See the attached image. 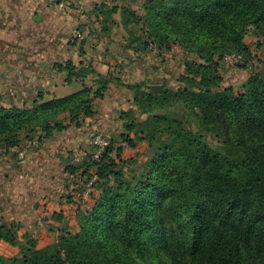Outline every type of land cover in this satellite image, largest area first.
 Wrapping results in <instances>:
<instances>
[{
	"label": "trees",
	"instance_id": "1",
	"mask_svg": "<svg viewBox=\"0 0 264 264\" xmlns=\"http://www.w3.org/2000/svg\"><path fill=\"white\" fill-rule=\"evenodd\" d=\"M141 1L139 12L103 0L89 33L109 39L120 26L134 55L177 45L196 57L185 61L179 87L154 91L66 60L55 64L65 82L93 77L90 86L48 101L39 95L29 107L6 106L0 95V154L70 124L82 127L111 83L132 95L119 114V143L147 145L145 160L129 161L127 170L122 148L110 140L82 163V176L93 169L96 181L90 208L76 207L75 233L63 228L37 247L19 224L0 223V243L18 250L0 253V264H264V74L250 75L235 92L220 88L216 69L226 54L250 58L248 32L264 45V0Z\"/></svg>",
	"mask_w": 264,
	"mask_h": 264
},
{
	"label": "crops",
	"instance_id": "2",
	"mask_svg": "<svg viewBox=\"0 0 264 264\" xmlns=\"http://www.w3.org/2000/svg\"><path fill=\"white\" fill-rule=\"evenodd\" d=\"M102 1L62 0L61 8L48 7L41 0H0V95L7 100L15 97V101L21 95L27 100L29 97L30 106L39 95L48 101L90 86L93 77L65 82V73L58 72L55 64L66 60L75 65L90 64L102 75L117 76L113 58L108 56L109 50L103 43L107 39L99 32L97 37L89 33V28H98L92 11ZM110 1L121 6L116 0ZM75 34L78 38L75 44H70L68 40L75 38ZM124 90L126 87L111 83L99 102H118L119 107L123 105ZM96 103L97 100L95 115L84 119L82 127L70 124L41 143L37 137L33 138L24 158H19L17 152L28 142L0 154V223L19 224L20 231L29 232L37 240V247L54 242L63 228L72 233L78 230L77 201L68 192V185L79 177L77 149L89 146L99 154L92 143L97 136L94 132L100 129L96 125ZM85 154L81 152L79 157ZM68 166L75 168L74 174L67 172ZM85 199L90 202V197ZM0 247L10 252L4 256L18 252L5 243H0Z\"/></svg>",
	"mask_w": 264,
	"mask_h": 264
},
{
	"label": "rangeland",
	"instance_id": "3",
	"mask_svg": "<svg viewBox=\"0 0 264 264\" xmlns=\"http://www.w3.org/2000/svg\"><path fill=\"white\" fill-rule=\"evenodd\" d=\"M116 1L121 3L120 5L125 4L131 6L140 12V4L142 2L141 0ZM107 3L109 5H112L110 0H107ZM115 16L118 17V14H116ZM89 31H91L90 28ZM126 36L127 34L122 29V27L117 26L115 29H113L110 38L105 40L103 43L109 50L108 56L113 58L112 66L117 68V76H119V78H121L123 82L127 84L139 83L143 81L150 87L156 86L159 88L161 85L179 87L180 83L178 81V78L181 73H183L185 61L187 59H196L195 56L183 52V50L177 45H173L172 49L166 52L162 51L158 53V51H156V49L153 47L149 48L145 52L134 55L131 51L124 49ZM77 38L78 34H75V38H70L68 41L70 44H74ZM244 42L249 48L250 58L245 59V57L243 58L241 55L226 54L221 59H218L216 69L217 74L221 77V82L219 83L220 88L232 87L235 92H239L240 86L250 75L255 73L264 74V45L260 44L259 38L254 36L252 32L247 33L244 38ZM130 56L139 57H137L138 60L134 58L135 61L129 62L127 59ZM114 89L119 91V88L117 87H114ZM24 97L25 96L21 95V98H18V100L16 101L14 100L16 98L13 97L10 99L13 100L12 103L6 98L3 99V102L6 106H13L15 104V106L19 107H29V97L28 100ZM122 99L123 105L120 104L119 107L117 106L118 102L117 104H115L114 102L112 104V101H105L104 103H102L97 100L96 109L98 112L96 113V125L100 126V129L98 128L94 133H97V135L103 138V140L105 141V145H107L108 141L110 140L113 141L112 144H114V147L120 146L122 148L121 158L125 163H127L124 165V169L127 170L128 166L130 165L129 161L135 158L140 161L145 160L147 145L146 143L141 142L138 144L137 149L132 150L129 149L124 143H119L118 136L119 133L123 131L119 114L123 109L130 108L132 104L130 103L132 102V95L129 89L122 92ZM213 138L214 137L209 136L210 142L212 144H215L216 140L215 138ZM84 147L85 146L77 149L76 151V161L77 166H79L76 168L77 175L79 176H82L84 173V169L81 167L82 163L87 161L88 158H97L98 156L93 152L92 147ZM81 152H85L86 154L79 157ZM88 176H93V169H90L85 174V176L82 177ZM97 194L98 192L95 191L94 195L96 196ZM86 195L87 194L84 193L83 197L79 198V203L84 204L81 205V207H84L85 209L90 208L92 204L90 202H86ZM0 253L2 255H10V252L3 247H0Z\"/></svg>",
	"mask_w": 264,
	"mask_h": 264
},
{
	"label": "built area",
	"instance_id": "4",
	"mask_svg": "<svg viewBox=\"0 0 264 264\" xmlns=\"http://www.w3.org/2000/svg\"><path fill=\"white\" fill-rule=\"evenodd\" d=\"M43 1L48 7L59 6L61 8L64 7V4L60 0H41ZM93 145L98 147L99 153L103 150L105 143L103 139L97 135L92 140ZM31 143H27L26 145L22 146L19 151L17 152V156L19 158H24L27 156L30 150ZM84 178V179H83ZM96 181L95 176L92 178L87 177H76L71 183L68 185L69 193L76 199L77 207L79 205L78 201L79 198L83 197V194L86 193V197H89L93 191V185ZM80 187V188H79ZM79 188V189H78Z\"/></svg>",
	"mask_w": 264,
	"mask_h": 264
},
{
	"label": "water",
	"instance_id": "5",
	"mask_svg": "<svg viewBox=\"0 0 264 264\" xmlns=\"http://www.w3.org/2000/svg\"><path fill=\"white\" fill-rule=\"evenodd\" d=\"M151 89L154 90V91H156V90H158L159 88L156 87V86H153V87H151Z\"/></svg>",
	"mask_w": 264,
	"mask_h": 264
}]
</instances>
